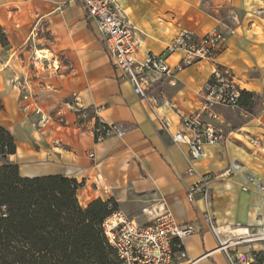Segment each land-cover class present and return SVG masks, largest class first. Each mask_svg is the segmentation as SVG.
I'll return each instance as SVG.
<instances>
[{"label": "crops", "instance_id": "1", "mask_svg": "<svg viewBox=\"0 0 264 264\" xmlns=\"http://www.w3.org/2000/svg\"><path fill=\"white\" fill-rule=\"evenodd\" d=\"M115 2L135 28L140 60L164 54L183 29L203 36L237 27L214 61L196 62L158 79L151 95L171 132L182 128L180 114L199 110L201 90L217 67L234 75L242 92L258 95L252 114L244 108L219 109L227 140L206 147L197 166L205 174L239 166L233 175L213 182V214L225 238L230 231L264 226V0ZM229 7L239 15L238 24L226 15ZM0 31L7 38L6 46L0 41V123L17 141L10 160L19 164L20 174L75 178L82 183V206L113 199L140 224L169 211L180 224L196 229L183 240L187 257L176 258L175 264H229L202 219L203 201L187 198L193 181L182 152L187 146L176 145L131 84L118 79L103 37L82 2L0 0ZM179 57L171 56V65ZM233 113L244 118L235 123L229 117ZM98 117L127 131L97 142ZM239 249L264 251V243Z\"/></svg>", "mask_w": 264, "mask_h": 264}, {"label": "built area", "instance_id": "2", "mask_svg": "<svg viewBox=\"0 0 264 264\" xmlns=\"http://www.w3.org/2000/svg\"><path fill=\"white\" fill-rule=\"evenodd\" d=\"M80 1L103 37L118 79L131 84L134 93L147 103L160 129L168 132L176 145L180 148L187 146L186 151L182 150L188 165L186 173L193 177L187 188V198L192 203L198 199L203 201L202 219L214 234L217 249L225 253L229 264H264V251L239 249L245 244L264 243V226L253 230L246 228L242 233L230 231L229 237L225 238L213 214L212 183L233 175L239 166H230L220 174H205L197 166L205 156L206 147L219 146L227 140L219 109L244 110L240 105V82L228 70L217 67L201 90L199 110L188 115L180 114L182 128L176 132H171L169 120L158 112L157 101L151 95L158 79L173 76L196 62L214 61L229 38L237 34V27L213 30L203 36L183 29L164 54L151 53L140 60L137 54L141 45L135 28L115 0ZM228 11L231 21L238 24L239 15L232 7ZM175 54L180 57L171 65L169 59ZM96 121L100 125L94 128L97 142L111 136L121 137L127 131L125 126L105 123L101 117ZM89 156L93 158L94 154ZM108 208L111 214L104 219L102 229L122 264H174L176 258L187 257L183 240L195 233L194 225L180 224L169 211L159 214L149 224H140L115 208L114 202L109 203Z\"/></svg>", "mask_w": 264, "mask_h": 264}, {"label": "trees", "instance_id": "3", "mask_svg": "<svg viewBox=\"0 0 264 264\" xmlns=\"http://www.w3.org/2000/svg\"><path fill=\"white\" fill-rule=\"evenodd\" d=\"M0 41L7 45L1 31ZM258 98L244 90L240 105L252 114ZM17 150L0 123V264H122L102 229L109 203H117L96 199L82 206V183L62 174L22 176L10 160Z\"/></svg>", "mask_w": 264, "mask_h": 264}, {"label": "rangeland", "instance_id": "4", "mask_svg": "<svg viewBox=\"0 0 264 264\" xmlns=\"http://www.w3.org/2000/svg\"><path fill=\"white\" fill-rule=\"evenodd\" d=\"M225 13H226V15L229 14L228 9H226ZM36 65H37V63H36ZM38 69L42 70V65L38 66ZM229 117L232 118L235 123H238V122L242 121V119L244 118L243 115H240V114H237V113L230 114ZM248 117H249V115H248ZM214 183L212 184V188H213Z\"/></svg>", "mask_w": 264, "mask_h": 264}]
</instances>
